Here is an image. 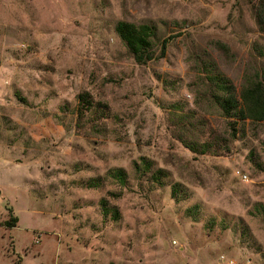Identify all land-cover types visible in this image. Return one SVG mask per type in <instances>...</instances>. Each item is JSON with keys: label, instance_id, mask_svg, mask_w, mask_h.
Here are the masks:
<instances>
[{"label": "rangeland", "instance_id": "374dc122", "mask_svg": "<svg viewBox=\"0 0 264 264\" xmlns=\"http://www.w3.org/2000/svg\"><path fill=\"white\" fill-rule=\"evenodd\" d=\"M258 2L0 0V264H264V170L249 161L264 162V121L230 129L201 69L236 88L264 73ZM117 20L154 26L151 59L134 61ZM140 157L163 185L134 172Z\"/></svg>", "mask_w": 264, "mask_h": 264}, {"label": "trees", "instance_id": "16d2710c", "mask_svg": "<svg viewBox=\"0 0 264 264\" xmlns=\"http://www.w3.org/2000/svg\"><path fill=\"white\" fill-rule=\"evenodd\" d=\"M254 22L257 30L264 33V0H259L257 5L253 8ZM114 32L119 40L124 45L126 51L134 59L136 63H143L151 59L153 55V42L155 38V28L152 24L140 23L134 24L125 20H117L114 24ZM164 40L160 42V49H163ZM252 50L259 57H264V42L253 43ZM162 52V51H161ZM202 73L205 80V92L210 102L219 110L220 114L226 119L227 125L230 129H234L235 125L239 123H256L264 121V73H255L252 76L244 74L242 83L238 88L231 83V81L222 74L211 61H206L202 66ZM78 104L76 108V122H79L82 117V110H88L92 104L88 102V97L83 94H78ZM180 112H178V111ZM174 117L179 120L181 127H186V115H181L178 107H176ZM179 115L178 117L176 115ZM185 122V124L183 123ZM182 143L191 152L205 153L211 151L212 147H219L218 141H204L195 142L181 139ZM249 161L257 169L264 170V162L260 163L258 160L249 158ZM263 165V166H262ZM134 172L137 175L145 176L156 185H163L166 172L161 168L151 169L150 161L140 157L138 163H133ZM109 177L116 179L119 183H124L125 174L122 168H111L106 173ZM147 178V179H148ZM95 179L92 183H95ZM179 193L177 184H172L170 195L176 199ZM102 207H105L102 204ZM105 210V209H104ZM106 215L108 211H104ZM110 212V211H109ZM116 210H112V217L115 219ZM16 217L12 216L5 220V226L12 227L15 225ZM14 264H17L15 262Z\"/></svg>", "mask_w": 264, "mask_h": 264}, {"label": "built area", "instance_id": "2783aa9c", "mask_svg": "<svg viewBox=\"0 0 264 264\" xmlns=\"http://www.w3.org/2000/svg\"><path fill=\"white\" fill-rule=\"evenodd\" d=\"M236 174H238L240 176V178L245 179L246 176L245 174H240V172L238 170H236ZM228 264H235L233 261H229Z\"/></svg>", "mask_w": 264, "mask_h": 264}]
</instances>
